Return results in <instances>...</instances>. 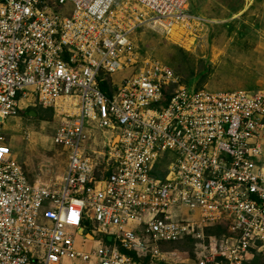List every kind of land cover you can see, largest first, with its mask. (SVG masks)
<instances>
[{"label":"built area","instance_id":"built-area-1","mask_svg":"<svg viewBox=\"0 0 264 264\" xmlns=\"http://www.w3.org/2000/svg\"><path fill=\"white\" fill-rule=\"evenodd\" d=\"M206 23L189 0H0V264H170L189 237L192 264L264 255V67L254 91L190 88L151 59L123 74L138 27ZM33 105L65 151L54 180L6 144Z\"/></svg>","mask_w":264,"mask_h":264},{"label":"rangeland","instance_id":"rangeland-1","mask_svg":"<svg viewBox=\"0 0 264 264\" xmlns=\"http://www.w3.org/2000/svg\"><path fill=\"white\" fill-rule=\"evenodd\" d=\"M189 2L191 12L209 23L193 25L185 29L187 32L181 28L176 42L156 26L138 27L131 38L139 59L123 74L134 73L143 60L151 59L172 69L190 88L211 92L257 90L264 67V0ZM119 78L116 75L115 79ZM52 116L51 109L33 105L5 122L6 144L30 180H54L64 170L65 151L53 141L57 124ZM27 132L30 138H26ZM224 228L222 224L205 232L220 237ZM196 243L189 237L166 245L164 250L175 252L170 264H192ZM243 264H264V255H250Z\"/></svg>","mask_w":264,"mask_h":264},{"label":"bare ground","instance_id":"bare-ground-1","mask_svg":"<svg viewBox=\"0 0 264 264\" xmlns=\"http://www.w3.org/2000/svg\"><path fill=\"white\" fill-rule=\"evenodd\" d=\"M177 28L179 29V31H177ZM166 31L168 35H170V38L173 40V42L175 41H179L180 39V33H181V28L178 26H171L169 29L163 30ZM184 31V30H183ZM161 32V31H160ZM30 133L28 138H30Z\"/></svg>","mask_w":264,"mask_h":264},{"label":"water","instance_id":"water-1","mask_svg":"<svg viewBox=\"0 0 264 264\" xmlns=\"http://www.w3.org/2000/svg\"><path fill=\"white\" fill-rule=\"evenodd\" d=\"M29 114L32 115V116L36 115V113L34 111H30ZM85 225H87V223H85Z\"/></svg>","mask_w":264,"mask_h":264}]
</instances>
